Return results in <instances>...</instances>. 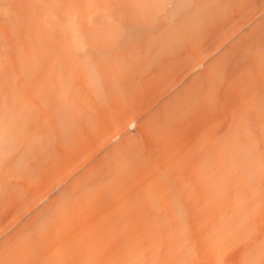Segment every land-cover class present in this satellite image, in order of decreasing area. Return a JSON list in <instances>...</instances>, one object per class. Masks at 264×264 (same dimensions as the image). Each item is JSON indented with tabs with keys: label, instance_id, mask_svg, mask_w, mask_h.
<instances>
[{
	"label": "bare ground",
	"instance_id": "6f19581e",
	"mask_svg": "<svg viewBox=\"0 0 264 264\" xmlns=\"http://www.w3.org/2000/svg\"><path fill=\"white\" fill-rule=\"evenodd\" d=\"M0 264H264V0H0Z\"/></svg>",
	"mask_w": 264,
	"mask_h": 264
}]
</instances>
